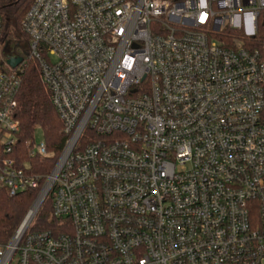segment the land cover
I'll list each match as a JSON object with an SVG mask.
<instances>
[{
    "label": "built area",
    "instance_id": "1",
    "mask_svg": "<svg viewBox=\"0 0 264 264\" xmlns=\"http://www.w3.org/2000/svg\"><path fill=\"white\" fill-rule=\"evenodd\" d=\"M16 1L0 0V187H38L30 160L50 155L15 150L31 61L66 141L0 264H264V0H34L21 38ZM47 189L56 222L31 230Z\"/></svg>",
    "mask_w": 264,
    "mask_h": 264
},
{
    "label": "trees",
    "instance_id": "2",
    "mask_svg": "<svg viewBox=\"0 0 264 264\" xmlns=\"http://www.w3.org/2000/svg\"><path fill=\"white\" fill-rule=\"evenodd\" d=\"M33 1L17 0L4 10L6 32L17 38L22 37L20 25ZM0 66L4 67L1 61ZM22 79L15 107L16 117L21 124L15 150L20 152L24 160L29 159L25 143L33 139L36 129L40 128L50 155L46 158L36 157L30 160L34 166L32 167L33 172L41 175L38 187L27 188L15 196H10L7 188L0 187V247L10 242L24 221L66 141L63 122L52 103L50 89L42 79L36 61L27 64L22 73ZM53 197V192H50L39 209L31 230L48 229L56 222L54 219H50Z\"/></svg>",
    "mask_w": 264,
    "mask_h": 264
},
{
    "label": "water",
    "instance_id": "3",
    "mask_svg": "<svg viewBox=\"0 0 264 264\" xmlns=\"http://www.w3.org/2000/svg\"><path fill=\"white\" fill-rule=\"evenodd\" d=\"M21 61H22V58L21 57H15V56H9L8 57V63L12 67H16L19 63H21ZM47 193H48V189L44 192L43 197L39 200V203L37 204L38 205L37 207H39L42 204V202H43L45 196L47 195ZM39 198H40V196L38 197V199ZM38 199L36 201H38ZM30 220H31V218H29V219L26 218L22 222V230H24L28 226Z\"/></svg>",
    "mask_w": 264,
    "mask_h": 264
},
{
    "label": "rangeland",
    "instance_id": "4",
    "mask_svg": "<svg viewBox=\"0 0 264 264\" xmlns=\"http://www.w3.org/2000/svg\"><path fill=\"white\" fill-rule=\"evenodd\" d=\"M19 51H20L21 53L24 52L22 46H19ZM34 139H35L36 142H40V141H42V140L44 139V138H43V132H42V130H41L40 128L36 129L35 134H34ZM34 203H35V201H34ZM34 203L32 204V206L34 205ZM32 206H31V207H32ZM29 210H30V209H29ZM28 212H29V211H28Z\"/></svg>",
    "mask_w": 264,
    "mask_h": 264
},
{
    "label": "bare ground",
    "instance_id": "5",
    "mask_svg": "<svg viewBox=\"0 0 264 264\" xmlns=\"http://www.w3.org/2000/svg\"><path fill=\"white\" fill-rule=\"evenodd\" d=\"M34 212L30 215V218L33 216Z\"/></svg>",
    "mask_w": 264,
    "mask_h": 264
}]
</instances>
